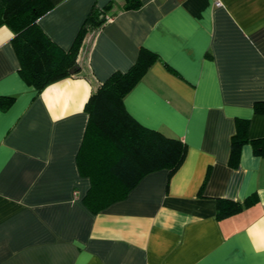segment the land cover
<instances>
[{
    "label": "crops",
    "instance_id": "obj_1",
    "mask_svg": "<svg viewBox=\"0 0 264 264\" xmlns=\"http://www.w3.org/2000/svg\"><path fill=\"white\" fill-rule=\"evenodd\" d=\"M93 4L107 19L82 40L78 69L40 91L21 77L0 25V264H264V156L228 164L236 118L264 136V0H58L37 22L68 48ZM140 47L157 58L124 96L140 124L186 143L181 164L144 174L91 212L76 154L84 103ZM255 201L218 217V198Z\"/></svg>",
    "mask_w": 264,
    "mask_h": 264
},
{
    "label": "trees",
    "instance_id": "obj_2",
    "mask_svg": "<svg viewBox=\"0 0 264 264\" xmlns=\"http://www.w3.org/2000/svg\"><path fill=\"white\" fill-rule=\"evenodd\" d=\"M58 0H0V25L12 30L11 42L23 80L38 92L48 83L71 74L77 65L82 40L89 30L107 19L109 6L93 4L82 21L71 45L64 49L50 39L38 25V18ZM142 0H123L122 9H135ZM157 55L140 47L134 62L124 71L112 72L84 103L87 122L76 154L79 173L87 176L89 187L82 197L87 208L97 213L126 196L146 173L165 168L173 172L182 162L186 143L179 137L146 127L125 109L124 96L141 79ZM13 96H0V107ZM255 112L264 113V101H256ZM248 119L236 118L230 137L228 164L239 162L241 146L250 143L253 152L264 156V136H247ZM254 197L232 200L218 198L216 215L226 216L242 210Z\"/></svg>",
    "mask_w": 264,
    "mask_h": 264
},
{
    "label": "built area",
    "instance_id": "obj_3",
    "mask_svg": "<svg viewBox=\"0 0 264 264\" xmlns=\"http://www.w3.org/2000/svg\"><path fill=\"white\" fill-rule=\"evenodd\" d=\"M214 5L220 6L222 4V0H213Z\"/></svg>",
    "mask_w": 264,
    "mask_h": 264
},
{
    "label": "water",
    "instance_id": "obj_4",
    "mask_svg": "<svg viewBox=\"0 0 264 264\" xmlns=\"http://www.w3.org/2000/svg\"><path fill=\"white\" fill-rule=\"evenodd\" d=\"M75 69H78V65H74L73 67H70V72L73 73Z\"/></svg>",
    "mask_w": 264,
    "mask_h": 264
}]
</instances>
